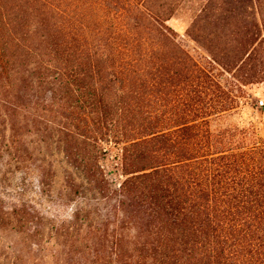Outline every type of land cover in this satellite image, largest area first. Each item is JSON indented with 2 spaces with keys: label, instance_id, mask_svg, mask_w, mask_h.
<instances>
[{
  "label": "trees",
  "instance_id": "16d2710c",
  "mask_svg": "<svg viewBox=\"0 0 264 264\" xmlns=\"http://www.w3.org/2000/svg\"><path fill=\"white\" fill-rule=\"evenodd\" d=\"M183 1L0 0V174L49 193L63 166L113 264H264V141L233 120L264 83V0H203L205 62L168 25ZM34 213L0 195V227Z\"/></svg>",
  "mask_w": 264,
  "mask_h": 264
},
{
  "label": "rangeland",
  "instance_id": "374dc122",
  "mask_svg": "<svg viewBox=\"0 0 264 264\" xmlns=\"http://www.w3.org/2000/svg\"><path fill=\"white\" fill-rule=\"evenodd\" d=\"M203 0H184L168 25L178 33L179 41L199 61L205 62L207 53L186 33ZM252 98L234 121L242 125L253 123L257 135L264 141V83L254 86ZM61 156L56 155L57 165ZM61 165V164H60ZM14 164L4 165L0 174V195L4 205H15L18 198L34 205V224L37 228L15 231L11 226L0 227V264H113L110 247L91 242V228L75 222L74 204L69 203L62 190L63 166L58 170V181L53 191L43 193L36 175L26 169H17ZM23 192V193H22ZM118 218L112 219L108 232L127 237L132 231L121 227ZM110 261V262H109Z\"/></svg>",
  "mask_w": 264,
  "mask_h": 264
},
{
  "label": "built area",
  "instance_id": "2783aa9c",
  "mask_svg": "<svg viewBox=\"0 0 264 264\" xmlns=\"http://www.w3.org/2000/svg\"><path fill=\"white\" fill-rule=\"evenodd\" d=\"M260 106H261V107H264V99H261V100H260Z\"/></svg>",
  "mask_w": 264,
  "mask_h": 264
}]
</instances>
